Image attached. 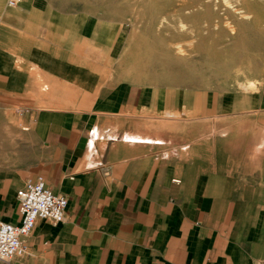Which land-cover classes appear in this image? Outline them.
Here are the masks:
<instances>
[{
    "label": "crops",
    "instance_id": "0c3cea01",
    "mask_svg": "<svg viewBox=\"0 0 264 264\" xmlns=\"http://www.w3.org/2000/svg\"><path fill=\"white\" fill-rule=\"evenodd\" d=\"M7 2L0 124L23 138L21 160L0 167V220L20 223L17 192L38 177L68 207L0 264H264V77L253 89L150 78L114 20Z\"/></svg>",
    "mask_w": 264,
    "mask_h": 264
},
{
    "label": "rangeland",
    "instance_id": "374dc122",
    "mask_svg": "<svg viewBox=\"0 0 264 264\" xmlns=\"http://www.w3.org/2000/svg\"><path fill=\"white\" fill-rule=\"evenodd\" d=\"M58 3L85 6L97 17L117 22L130 34L129 43L140 44L135 58L150 78L161 73L181 85L253 89L264 77V0H55ZM131 73H137L135 66ZM22 138L17 127L0 124V167L21 160L15 146Z\"/></svg>",
    "mask_w": 264,
    "mask_h": 264
},
{
    "label": "built area",
    "instance_id": "2783aa9c",
    "mask_svg": "<svg viewBox=\"0 0 264 264\" xmlns=\"http://www.w3.org/2000/svg\"><path fill=\"white\" fill-rule=\"evenodd\" d=\"M23 0H8L10 8L18 7ZM20 223L0 220V263H9L28 254L25 240L32 234L39 220L62 223L68 207V199L55 195L47 187L43 177L28 180L17 192Z\"/></svg>",
    "mask_w": 264,
    "mask_h": 264
},
{
    "label": "bare ground",
    "instance_id": "6f19581e",
    "mask_svg": "<svg viewBox=\"0 0 264 264\" xmlns=\"http://www.w3.org/2000/svg\"><path fill=\"white\" fill-rule=\"evenodd\" d=\"M244 1V0H243ZM258 1H260V0H258ZM251 2V1H250ZM245 4V3H244ZM250 4H252V3H250ZM205 8V7H204ZM242 12H244V11H242ZM245 13H246V11H245ZM244 14V13H243ZM243 16V15H242ZM248 16V15H247ZM244 17V16H243ZM249 17V16H248ZM208 19V18H207ZM204 40V39H203ZM180 51V50H179ZM183 51V50H182Z\"/></svg>",
    "mask_w": 264,
    "mask_h": 264
}]
</instances>
